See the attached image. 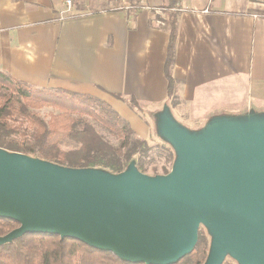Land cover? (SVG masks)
Returning a JSON list of instances; mask_svg holds the SVG:
<instances>
[{
	"label": "water",
	"instance_id": "1",
	"mask_svg": "<svg viewBox=\"0 0 264 264\" xmlns=\"http://www.w3.org/2000/svg\"><path fill=\"white\" fill-rule=\"evenodd\" d=\"M158 135L175 153L168 173L70 167L0 147V217L26 233H51L111 251L124 261L175 264L196 247L201 225L211 244L203 264H264V110L212 115L199 129L166 102Z\"/></svg>",
	"mask_w": 264,
	"mask_h": 264
},
{
	"label": "crops",
	"instance_id": "2",
	"mask_svg": "<svg viewBox=\"0 0 264 264\" xmlns=\"http://www.w3.org/2000/svg\"><path fill=\"white\" fill-rule=\"evenodd\" d=\"M163 3L145 0L132 13L70 14L65 0H0V70L32 85L101 98L143 138L148 129L126 103L130 96L158 109L176 101L173 113L187 122L264 110V16L255 2L181 0L171 9L177 11L172 94Z\"/></svg>",
	"mask_w": 264,
	"mask_h": 264
},
{
	"label": "trees",
	"instance_id": "3",
	"mask_svg": "<svg viewBox=\"0 0 264 264\" xmlns=\"http://www.w3.org/2000/svg\"><path fill=\"white\" fill-rule=\"evenodd\" d=\"M142 0H135L128 13L144 7ZM179 0H164L161 7L166 11L165 26L170 31V40L165 65L169 93L174 89L171 64L175 55L177 37V7ZM79 8V7H78ZM102 10L123 11L124 8ZM124 98L121 94L115 95ZM125 99V98H124ZM103 100L84 93L71 92L62 88H49L32 85L20 78L0 70V147L19 151L70 167H97L112 173L126 169L132 160L138 168L147 173L146 156L152 146L146 138L136 135L128 120L118 112L119 118L108 115L99 105ZM126 103L139 112L145 105L135 97L125 99ZM51 107L57 110L48 120L42 118L37 110ZM112 107V106H111ZM113 109V107H112ZM93 118L108 128L120 140L113 144L101 134L88 118ZM124 121V122H123ZM25 124L34 127L32 140L27 139L23 130ZM22 137H16V134ZM65 141H74L75 148L63 149ZM169 150L171 165L174 153ZM169 168L163 166L162 173ZM153 175L159 174L154 167ZM19 222L0 217V236L17 228ZM207 245L202 231L191 253L175 264H203L207 257ZM0 264H145L124 261L111 251H104L75 239L61 238L51 233H26L11 242L0 245Z\"/></svg>",
	"mask_w": 264,
	"mask_h": 264
},
{
	"label": "rangeland",
	"instance_id": "4",
	"mask_svg": "<svg viewBox=\"0 0 264 264\" xmlns=\"http://www.w3.org/2000/svg\"><path fill=\"white\" fill-rule=\"evenodd\" d=\"M135 0H65L66 8H67V13H73L76 14L79 12L83 13H88V12H93L96 10H102V9H110V8H122L126 4L130 6L131 3H134ZM181 0H179L180 2ZM255 2L256 6H254L255 12L259 16H264V0H252ZM142 3L145 2V0L141 1ZM179 6V5H178ZM79 7V8H78ZM131 9V8H130ZM165 11V9H162ZM79 11V12H78ZM174 12L175 10H171ZM134 12V11H133ZM177 12V11H175ZM132 13V12H131ZM157 13L158 10H157ZM160 14V13H159ZM171 106L176 105V101H172ZM100 106L103 107V110L108 114L111 115L115 118H119L117 114L115 113V110L112 109L111 105L107 103L106 101H102L99 103ZM158 108H155L154 105H147L144 106L143 111L137 112L139 115L138 118L141 120V123L145 128L148 129V135L146 136V139L149 141L150 145L152 146V150L150 151V154L146 156V163L148 166V171L147 173L150 175H153L154 167L158 168L159 174H163V166H167L170 170L172 168L171 162H170V156L168 154L169 150L167 147L171 148L169 143L165 142L157 133L156 127H155V118L154 115L158 111ZM39 115L44 118L45 120H48L50 118V115L52 113H57V110H54L51 107H43L39 110H37ZM117 112V111H116ZM225 112V111H222ZM219 112V113H222ZM229 112V111H226ZM176 114V115H175ZM216 114V112L210 114L209 117L206 118H200V119H191L188 122L181 120L179 117H177V113L175 112L174 115L177 118V120L181 121L184 123L187 127L192 128V129H199L204 127L206 125L208 119ZM88 120L91 121V123L95 126V128L105 136L107 140L112 142L113 144H119L120 140L119 138L112 133L108 128L100 124L98 121H96L93 118H88ZM124 122V121H123ZM131 124V123H130ZM132 125V124H131ZM23 130L27 133V139L32 140V132L34 131V127L30 124H25L23 127ZM136 135L141 136V132L139 130H136ZM16 137H22L21 134H16ZM78 146V144L74 141H65L62 144L63 149H71L75 148ZM173 153L174 150L172 149ZM175 155V153H174ZM175 157V156H174ZM169 170V171H170ZM199 231H202L205 237V243L207 245V252L209 251L210 244H211V235L207 229L206 226L201 225ZM222 264H238L236 260H234L232 257L227 256L226 259Z\"/></svg>",
	"mask_w": 264,
	"mask_h": 264
},
{
	"label": "built area",
	"instance_id": "5",
	"mask_svg": "<svg viewBox=\"0 0 264 264\" xmlns=\"http://www.w3.org/2000/svg\"><path fill=\"white\" fill-rule=\"evenodd\" d=\"M131 7H132V5L129 6L127 4L125 6H123L124 10H126V11L129 10ZM158 12L160 13L161 10H158ZM159 20H160L161 23H164L161 19H159Z\"/></svg>",
	"mask_w": 264,
	"mask_h": 264
}]
</instances>
